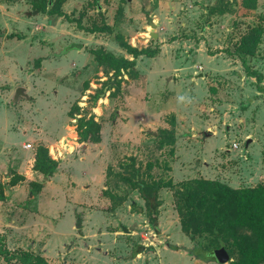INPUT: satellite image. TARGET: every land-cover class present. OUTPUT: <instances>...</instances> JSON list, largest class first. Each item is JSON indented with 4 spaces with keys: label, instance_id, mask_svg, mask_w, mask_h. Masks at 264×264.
I'll return each mask as SVG.
<instances>
[{
    "label": "rangeland",
    "instance_id": "374dc122",
    "mask_svg": "<svg viewBox=\"0 0 264 264\" xmlns=\"http://www.w3.org/2000/svg\"><path fill=\"white\" fill-rule=\"evenodd\" d=\"M46 2L0 0V248L49 264H221L185 253L169 188L153 229L118 173L133 158L137 173L173 183L264 184V0H63L60 13ZM97 10L108 31L84 30ZM252 25L256 51L239 56ZM120 41L154 52L133 58L135 77L91 53L131 59ZM81 115L98 122L96 143L78 141ZM170 121L174 143L157 148L151 133ZM38 144L57 162L50 175L32 169ZM0 264L21 263L0 253Z\"/></svg>",
    "mask_w": 264,
    "mask_h": 264
},
{
    "label": "trees",
    "instance_id": "16d2710c",
    "mask_svg": "<svg viewBox=\"0 0 264 264\" xmlns=\"http://www.w3.org/2000/svg\"><path fill=\"white\" fill-rule=\"evenodd\" d=\"M33 8L43 10L46 0H30ZM63 0H52L49 11L60 13ZM244 9H255L256 0H240ZM99 20L91 18L88 25L81 26L88 32L108 31V25L103 21L99 10L96 11ZM80 25L81 14L76 18ZM263 29L260 25L250 26L238 39L233 49L239 56H252L259 43ZM119 39V36H116ZM120 45L132 58L114 56L102 48L91 50L97 64L112 70V75L117 76L125 71L129 77H135L133 58L139 54L152 56L153 50L148 48L137 49L120 41ZM245 63L244 61H242ZM248 75L255 76L257 80L261 75L248 66H244ZM168 128H159L156 133H151L157 148L164 145L170 147L174 143L173 122H168ZM99 124L91 116L83 115L76 119V133L79 142L99 141ZM56 161L51 159L44 145L35 147L32 169L42 175H50L56 168ZM134 160L123 167L126 174L118 173V178L126 182L130 188L136 189L143 201V212L147 223L156 229V214L161 201L158 191L167 187L172 191L174 208L178 216L180 231L191 241L192 246L185 249L188 255L214 260L210 252L223 247L229 259L226 264H264V184L245 187H230L217 180L201 177L190 178L176 183L170 179L154 178L146 173L141 175L133 168ZM131 168V172H128ZM149 168V165L147 166ZM141 210V209H140ZM79 220L76 219V225ZM139 245L135 252L141 251ZM195 251H199L197 254ZM4 257H14L21 264H49L39 254L18 251L8 253L0 248ZM211 255V256H210Z\"/></svg>",
    "mask_w": 264,
    "mask_h": 264
},
{
    "label": "water",
    "instance_id": "95a60500",
    "mask_svg": "<svg viewBox=\"0 0 264 264\" xmlns=\"http://www.w3.org/2000/svg\"><path fill=\"white\" fill-rule=\"evenodd\" d=\"M34 12H35V11H34ZM151 28H153V24H151ZM150 36H151L152 38H154V37L156 36V34H155L153 31H151V32H150ZM197 75L200 76L201 74L199 73V74H197ZM22 93H23V89H22L21 87H17V88L14 90V94H13V98H12V99L15 100L16 97H17L19 94H22ZM248 142H249V139H246V140L244 141L243 145L246 146V145L248 144ZM120 228H121V230H122L123 232H128V230L125 228L124 225H121ZM210 254L214 257V259H215V261H216L217 263H221V264H223V263H226L227 260L229 259L228 254H227V252L225 251V249H224L223 247H219V248H217V249H213V250L210 252Z\"/></svg>",
    "mask_w": 264,
    "mask_h": 264
},
{
    "label": "built area",
    "instance_id": "2783aa9c",
    "mask_svg": "<svg viewBox=\"0 0 264 264\" xmlns=\"http://www.w3.org/2000/svg\"><path fill=\"white\" fill-rule=\"evenodd\" d=\"M27 146H28V144H27Z\"/></svg>",
    "mask_w": 264,
    "mask_h": 264
}]
</instances>
